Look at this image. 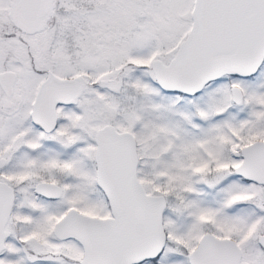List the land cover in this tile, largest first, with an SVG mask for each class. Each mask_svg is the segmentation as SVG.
<instances>
[{
	"label": "snow or ice",
	"instance_id": "1",
	"mask_svg": "<svg viewBox=\"0 0 264 264\" xmlns=\"http://www.w3.org/2000/svg\"><path fill=\"white\" fill-rule=\"evenodd\" d=\"M0 264H264V0H0Z\"/></svg>",
	"mask_w": 264,
	"mask_h": 264
}]
</instances>
